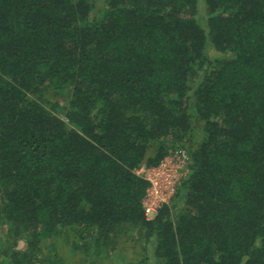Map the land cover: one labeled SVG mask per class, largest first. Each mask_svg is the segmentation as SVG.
I'll return each instance as SVG.
<instances>
[{"label": "trees", "instance_id": "obj_1", "mask_svg": "<svg viewBox=\"0 0 264 264\" xmlns=\"http://www.w3.org/2000/svg\"><path fill=\"white\" fill-rule=\"evenodd\" d=\"M96 1L0 0V264H264V0Z\"/></svg>", "mask_w": 264, "mask_h": 264}, {"label": "built area", "instance_id": "obj_2", "mask_svg": "<svg viewBox=\"0 0 264 264\" xmlns=\"http://www.w3.org/2000/svg\"><path fill=\"white\" fill-rule=\"evenodd\" d=\"M191 158L184 148L170 150L157 166L143 165L136 173L149 183L143 200L148 220L156 219L164 206L171 204L189 175Z\"/></svg>", "mask_w": 264, "mask_h": 264}, {"label": "rangeland", "instance_id": "obj_3", "mask_svg": "<svg viewBox=\"0 0 264 264\" xmlns=\"http://www.w3.org/2000/svg\"><path fill=\"white\" fill-rule=\"evenodd\" d=\"M96 6L97 8L99 9H102V8H105L106 7V1L105 0H97L96 1ZM197 18L200 22V24L202 25V27L207 31L209 32V25H208V19H209V15H208V12H207V7H206V3H205V0H200V6H199V12H198V15H197ZM206 54L208 55V57L211 59V60H214L216 57L219 56L218 53H216V51L214 50L213 46L211 43H209L208 47H207V50H206ZM206 72V69H203L201 71V76ZM201 81V78L199 79ZM199 81V82H200ZM197 84H198V81H197ZM68 100V99H67ZM202 128V126H198V129L200 130ZM138 239L136 241V246L135 248H132L131 250H136V252H138L140 255L143 253V250H144V241L142 238L137 237ZM19 248L21 249H24L26 248V245L24 243V241L20 240L19 242ZM121 249H125V246L121 245ZM120 249V250H121ZM147 249H148V255H152L153 254V246L152 245H148L147 246ZM71 250V249H70ZM129 250V251H126L125 252V256L126 258L123 260L124 261H128L131 259V256H132V251ZM67 251V257L69 258V254L71 255V252L69 251V249L66 250ZM121 252H123V250H121ZM129 252V253H128ZM43 253H48V252H43ZM119 253V252H118ZM46 257V256H45ZM139 258V257H138ZM72 260V259H71ZM147 264H155V259L154 257H151L150 258V261L147 263Z\"/></svg>", "mask_w": 264, "mask_h": 264}]
</instances>
